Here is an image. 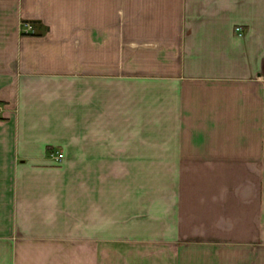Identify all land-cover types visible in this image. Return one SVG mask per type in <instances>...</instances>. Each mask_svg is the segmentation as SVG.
Wrapping results in <instances>:
<instances>
[{"label":"crops","instance_id":"obj_1","mask_svg":"<svg viewBox=\"0 0 264 264\" xmlns=\"http://www.w3.org/2000/svg\"><path fill=\"white\" fill-rule=\"evenodd\" d=\"M0 106V264H264V0H0Z\"/></svg>","mask_w":264,"mask_h":264},{"label":"built area","instance_id":"obj_2","mask_svg":"<svg viewBox=\"0 0 264 264\" xmlns=\"http://www.w3.org/2000/svg\"><path fill=\"white\" fill-rule=\"evenodd\" d=\"M237 30H240V28H237ZM21 31L23 33L32 32L33 28H32L31 23H29L27 21H22L21 22ZM0 110H1V106H0ZM53 159H55L56 161H61L63 159V153L57 152L56 154H53Z\"/></svg>","mask_w":264,"mask_h":264},{"label":"trees","instance_id":"obj_3","mask_svg":"<svg viewBox=\"0 0 264 264\" xmlns=\"http://www.w3.org/2000/svg\"><path fill=\"white\" fill-rule=\"evenodd\" d=\"M34 24H35L36 26L39 25V23H37V22H34ZM36 26H35V27H36ZM32 32H33V31H32ZM35 32H36V31H34L33 33L35 34Z\"/></svg>","mask_w":264,"mask_h":264},{"label":"rangeland","instance_id":"obj_4","mask_svg":"<svg viewBox=\"0 0 264 264\" xmlns=\"http://www.w3.org/2000/svg\"><path fill=\"white\" fill-rule=\"evenodd\" d=\"M56 154V153H55ZM51 157H53V154L51 155Z\"/></svg>","mask_w":264,"mask_h":264}]
</instances>
